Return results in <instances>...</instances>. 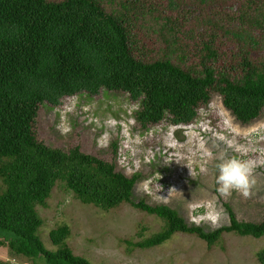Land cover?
<instances>
[{"label": "trees", "instance_id": "obj_1", "mask_svg": "<svg viewBox=\"0 0 264 264\" xmlns=\"http://www.w3.org/2000/svg\"><path fill=\"white\" fill-rule=\"evenodd\" d=\"M146 21L159 46L143 45L157 56L145 61L136 29ZM263 47L264 0H0V246L30 264H93L65 243L67 224L49 232L56 249L43 245L37 207L48 205L56 185L83 204L104 211L130 204L161 221L148 236L125 240L128 251L161 245L176 232L209 248L225 233L264 235V217L239 220L227 201L229 224L206 230L177 208L134 199L143 177L117 168L116 141L102 158L79 143L49 146L36 134L42 105L101 89L139 101L141 130L191 123L214 94L250 125L264 113V56L254 57ZM257 259L264 264V248Z\"/></svg>", "mask_w": 264, "mask_h": 264}, {"label": "rangeland", "instance_id": "obj_2", "mask_svg": "<svg viewBox=\"0 0 264 264\" xmlns=\"http://www.w3.org/2000/svg\"><path fill=\"white\" fill-rule=\"evenodd\" d=\"M136 33L143 40L138 50L144 52L139 55L145 61L153 59L155 54L143 45L155 49L159 41L148 28V22L145 27L139 26ZM258 53L254 57L259 60L264 56V47ZM224 61H231L230 52ZM139 104L123 92L101 89L93 96L77 93L62 98L55 106L42 105L36 134L49 146L68 149L79 143L83 150L102 158L110 155L111 145L116 141L117 168L126 175L139 172L143 177L134 189V199L147 196L148 203L177 208L185 219L201 224L206 230L229 224L223 201L232 205L239 220L264 217V113L243 126L223 107L220 95L214 94L191 123L162 122L141 130L134 119ZM222 153L255 161L258 183L251 197L244 198L237 192L226 197L217 192L216 164ZM47 203L45 207H37L44 218L40 228L43 245L56 249L49 232L67 224L70 235L65 243L74 254L93 264H260L257 253L264 248V235L255 238L225 233L221 246L209 248L195 235L176 232L161 245L128 251L125 240L134 242L148 236L161 221L130 204L123 203L107 211L83 204L59 185ZM140 226L145 228L142 236L137 234ZM0 259L11 264H30L23 258L13 259L3 246Z\"/></svg>", "mask_w": 264, "mask_h": 264}, {"label": "clouds", "instance_id": "obj_3", "mask_svg": "<svg viewBox=\"0 0 264 264\" xmlns=\"http://www.w3.org/2000/svg\"><path fill=\"white\" fill-rule=\"evenodd\" d=\"M120 10L122 8L119 7ZM256 163L252 159H246L242 156H229L222 153L219 156V162L216 164L217 192L222 196H231L233 192L239 193L244 198L251 197L256 188L258 180L255 175Z\"/></svg>", "mask_w": 264, "mask_h": 264}]
</instances>
